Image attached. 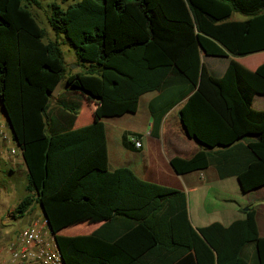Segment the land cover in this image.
Instances as JSON below:
<instances>
[{
  "label": "trees",
  "instance_id": "16d2710c",
  "mask_svg": "<svg viewBox=\"0 0 264 264\" xmlns=\"http://www.w3.org/2000/svg\"><path fill=\"white\" fill-rule=\"evenodd\" d=\"M40 1L0 0V102L27 178L13 215L42 207L64 264H248V246L264 264L254 209L227 227L194 229L183 192L108 169L102 121L72 129L73 103L61 104L57 130L48 115L65 79L62 38L82 69L65 85L97 99L102 119L133 114L142 95L168 90L162 108L150 105L158 129L183 102L184 134L203 148L172 158L176 174L214 166L245 194L264 186V111L252 108L264 95V63L250 71L230 60L217 78L202 61L264 52V0H63L71 3H52L47 18L55 40L30 11ZM234 13L246 19L230 20ZM123 145L131 148L125 136ZM87 219L102 224L88 235H59Z\"/></svg>",
  "mask_w": 264,
  "mask_h": 264
},
{
  "label": "crops",
  "instance_id": "0c3cea01",
  "mask_svg": "<svg viewBox=\"0 0 264 264\" xmlns=\"http://www.w3.org/2000/svg\"><path fill=\"white\" fill-rule=\"evenodd\" d=\"M248 56L250 59L249 62L242 61V63L245 68L250 71L256 70L257 67L264 63V52ZM203 57L204 56H202V61ZM212 58L217 59L219 57ZM221 58L226 60V65L217 64L216 67L217 69H222V75L230 60H236L239 63L242 60L240 59L241 57L236 58L229 54ZM75 61H77L76 56L72 59V62L68 63L69 69H67V63L65 62L66 72L65 79L62 80L61 83L62 89L58 96L54 97L50 102L48 115L51 119L50 126L52 129L57 130L62 124V119L59 114L61 111H66V109L61 104L65 103V105L68 106L73 103L72 105L77 106V114L75 115L72 129H79L98 121L103 122L108 155V169L110 171L119 168H128L142 181L175 189L183 192L187 198L191 196L193 199H197L199 206L196 210H194L193 207L191 208V204H189V206L187 205L188 217L194 229L205 227L197 224L204 219L202 213L205 211L206 191L211 190L215 185H222L223 190L216 195V198L223 204L222 209H220L218 213L221 221L214 223H219L227 227L234 221L243 220L245 218V212L251 208L255 210L258 235L264 238V195H260V193L264 191V186L245 194L240 189L236 177L220 179L214 166H209L206 169L183 175L176 174L171 168L170 160L172 158H190L203 148V146L184 134L179 118V110L183 102L176 104L167 111L158 129H153V118L150 112V105L153 103L155 111L162 108L165 105L164 103L171 97L168 90L155 91L142 95L139 98L137 110L133 114L127 113L120 117L102 119L100 117V104L97 99L91 98L87 94L70 90L65 85V81L68 77L82 73V69L80 70L77 66L70 67ZM255 97L261 99L264 98V95L258 94L255 95L254 98ZM254 98L252 108L254 110L256 109V111H264V99L260 100L258 104H254ZM84 99H86V102L83 104ZM124 136L131 147L130 149L123 145ZM134 139L140 140V148L134 146ZM5 140L3 138V141H0V156L2 147H4V145L9 146V142ZM15 147L17 148L16 144ZM18 152L20 153L19 149ZM10 153V156H5V160L10 168L14 167L13 165H15L16 168L17 163L23 162L21 153V157H14V155L18 153L16 149L12 147ZM244 208H246V210ZM25 215L27 222L30 223L35 220L33 219L34 214L32 212ZM6 218H9L10 223L4 225V227L6 229L5 231H9L10 227L13 226L12 223L17 222V220L8 217V215ZM101 224V221L87 219L77 225L62 229L59 235L69 237L88 235L100 227ZM4 235L9 239L7 233L4 232ZM14 240L15 239L10 240L6 246L11 244ZM252 249V251H254L253 264H257L255 249L254 247ZM244 258L247 261L246 250L244 251ZM248 264L252 263L248 262Z\"/></svg>",
  "mask_w": 264,
  "mask_h": 264
},
{
  "label": "rangeland",
  "instance_id": "374dc122",
  "mask_svg": "<svg viewBox=\"0 0 264 264\" xmlns=\"http://www.w3.org/2000/svg\"><path fill=\"white\" fill-rule=\"evenodd\" d=\"M52 3H58L62 4L63 0H41L40 1V7H33L30 9L33 16L35 17L36 21L38 22L39 26L44 29L46 34V39L48 40H55V35L50 29L48 25L47 18L50 14V5ZM71 1L63 3L64 5L70 4ZM246 19L245 16L241 15L240 13H234L230 20H243ZM59 43H61L60 48L64 56V61L67 63V69H69V64L72 62V59L75 58L74 50L65 42H63L62 38L58 39ZM65 43V44H63ZM226 55L222 56L225 57ZM240 64L245 67L242 63L243 62H249V56L241 57ZM203 62L207 68V70L215 77L219 78L222 75V69H217V64H222L223 66L226 65V60L224 58H212V57H203ZM77 66V61H75L70 67ZM80 68V67H78ZM81 70V68H80ZM254 104H258L260 100H263L264 98L258 99V97L254 98ZM86 102V99L83 100V104ZM256 108V106H255ZM256 110V109H255ZM12 134L11 131L7 125V122L3 119L1 112H0V141H3V138L5 141L9 142V146L2 147V153L0 156V247H6L7 243L10 242V240H13L16 238V235L18 231L25 226L29 224L27 222L26 215H24L22 218H16L15 215H13V210L17 206V204L20 202V200L27 195V192L25 191V186L27 184V178H26V169L24 163H17L16 168L9 167L7 164V161L5 160V156H10V150L11 147L13 149H16L18 154H15L14 157H21L20 153L18 152V147H15L14 141L12 140ZM8 147V148H7ZM1 149V148H0ZM11 173V174H10ZM222 185H215L211 190L206 191V200H205V211H203V220L197 225H203L207 226L214 222L221 221L219 218V210L222 209L223 204L222 202L216 198V195L222 191ZM260 195H264V191L260 193ZM190 201V202H189ZM188 206L191 204V208L193 207L194 210H196L199 206V203L197 199H193L191 196L190 198H187ZM11 209V210H10ZM246 210V208H244ZM32 212L34 214L33 219H41V209L39 205L33 204V206L30 208L28 213ZM14 218L17 220V222H13V226L10 227L9 231H5L4 225H7L10 223L9 218ZM225 222V221H224ZM88 226L87 224H85ZM4 232L7 233L9 236V239H7L6 235H4ZM53 232V231H52ZM253 247L248 246L246 248V259L249 263L253 264V257H254V251H252ZM255 261V258H254Z\"/></svg>",
  "mask_w": 264,
  "mask_h": 264
},
{
  "label": "built area",
  "instance_id": "2783aa9c",
  "mask_svg": "<svg viewBox=\"0 0 264 264\" xmlns=\"http://www.w3.org/2000/svg\"><path fill=\"white\" fill-rule=\"evenodd\" d=\"M133 143L141 147L140 140L134 139ZM54 236L44 218L31 221L18 231L11 244L0 248V264H62Z\"/></svg>",
  "mask_w": 264,
  "mask_h": 264
},
{
  "label": "water",
  "instance_id": "95a60500",
  "mask_svg": "<svg viewBox=\"0 0 264 264\" xmlns=\"http://www.w3.org/2000/svg\"><path fill=\"white\" fill-rule=\"evenodd\" d=\"M203 54H204V52H203ZM61 83H62V80H59V82L57 83L55 89L51 92V95H52L53 97H57L58 94H59V92L61 91V89H62V88H61ZM0 112H1V114L3 115V117H4V119H5V122H7V125H8V127H9L10 131L12 132L11 125L9 124V121H8V118H7V114H6L5 110H4V107H3V105H2L1 102H0ZM11 134H12V133H11ZM17 147H18V146H17ZM40 209H41V212H42V216H43V218H44L45 220H47L46 215L44 214V211H43L42 207H40ZM49 228H50V227H49ZM57 249H58V247H57ZM58 251H59V249H58ZM59 254H60V251H59ZM60 256H61V254H60ZM61 260H62V256H61ZM62 264H64V263H63V260H62Z\"/></svg>",
  "mask_w": 264,
  "mask_h": 264
}]
</instances>
